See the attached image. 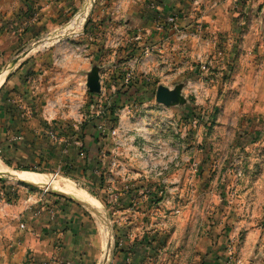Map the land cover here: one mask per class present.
I'll use <instances>...</instances> for the list:
<instances>
[{"label": "rangeland", "instance_id": "obj_1", "mask_svg": "<svg viewBox=\"0 0 264 264\" xmlns=\"http://www.w3.org/2000/svg\"><path fill=\"white\" fill-rule=\"evenodd\" d=\"M111 2L87 0L80 18L19 51L0 73L14 69L15 59L52 52L40 111L48 134H57L56 151L39 174L67 178L92 196L98 264L103 256L112 264L120 253L146 258L140 264H264V0L204 5L189 28L197 37L174 30L154 44L121 23V4ZM90 77L102 87L92 103ZM127 79L133 90L115 110L118 125L99 124L100 146L87 140L88 176L70 172L68 161L85 158L78 155L81 126L102 114L120 83L129 87ZM182 83L185 107L157 104L159 86ZM92 133L88 126L87 137ZM45 137L41 146L50 152ZM2 141L0 165L22 171L5 159ZM0 180V236L25 197L57 192Z\"/></svg>", "mask_w": 264, "mask_h": 264}, {"label": "crops", "instance_id": "obj_2", "mask_svg": "<svg viewBox=\"0 0 264 264\" xmlns=\"http://www.w3.org/2000/svg\"><path fill=\"white\" fill-rule=\"evenodd\" d=\"M118 3L124 12L121 23L143 33L154 44L158 40L163 43L174 32L157 31V25L169 16L176 17L177 31L187 36L190 24L198 20L195 13L202 6L215 5L218 8L226 5L232 8L243 4V0H112L110 4L116 6ZM86 4L87 0H0V73L19 51L43 36L63 29L75 15L85 10ZM51 53L42 54L32 62L26 59L19 62L0 87L2 154L13 167L36 165L39 157L47 155L48 147L41 146L40 142L43 134L48 135L47 116L40 111L45 102L40 96L49 87L46 77L54 62L47 63L46 60ZM49 142L50 149L56 147ZM42 195L44 200L34 207V211L26 210L25 197L23 209L8 217L13 223L11 230H5L0 236L5 237L0 240V264L100 263L97 221L91 211L54 194ZM107 238L105 235V255ZM138 247L135 245L136 250ZM104 258L102 264H106ZM144 259L138 254L128 256L120 253L112 264H140Z\"/></svg>", "mask_w": 264, "mask_h": 264}, {"label": "trees", "instance_id": "obj_3", "mask_svg": "<svg viewBox=\"0 0 264 264\" xmlns=\"http://www.w3.org/2000/svg\"><path fill=\"white\" fill-rule=\"evenodd\" d=\"M121 87H119L116 91V94L114 96H110V105H105L104 110L102 112V114L98 117H94L93 119H91L88 123L84 124L81 126L80 131H79V140H81L82 144H83V148H81L78 153V155L82 152H84L85 154V158L82 161H78L75 160L74 162L71 159V162L68 161V163H66V166H68V169L70 172L72 173H79L80 176H82V178L85 179L86 176H88L87 174H89V167L90 165L88 164V160L90 159L89 157V151H85L84 148H86L87 145V140L90 138L91 140H94L96 143H98V146H100V144H102V136L103 134L101 133L100 127H104V126H100L101 124L104 125H110L111 126V130H114V128L118 125V118L116 117L115 114V110L118 108V106H120V104H125L126 100H128V98H125V101H123L125 96H130V92H132L133 87H132V83L129 85V87H126L125 85H123V83ZM136 90V89H135ZM134 90V91H135ZM90 102L92 103L94 101L95 98H97V95H93L90 94ZM105 122V123H104ZM100 124V125H99ZM88 126H91L93 129V133L87 137V130H88ZM46 136V135H45ZM44 135L41 137V140L46 139ZM76 136V135H73ZM106 136L103 137V139ZM45 138V139H44ZM94 138V139H93ZM47 143H50L49 141L46 140ZM52 151H54V148L52 146ZM51 149L50 152H47V155H43L41 157H39V161L36 165H29L26 166L24 168H18V170H22V171H27V172H35V173H42L43 171H46L49 167L48 163H45V159L49 160V158H51V156L48 155H52L53 152L51 153ZM99 153H101V148L99 147L98 149ZM72 152V151H70ZM50 153V154H49ZM111 156L110 153H107V157ZM55 158H57L58 156L55 154L54 155ZM63 159V158H60ZM66 169V168H65ZM39 170H42L41 172ZM67 170V169H66ZM91 174V173H90ZM1 181V180H0ZM29 187L30 189H33V187L30 186H26ZM128 199H125V201ZM124 201V202H125Z\"/></svg>", "mask_w": 264, "mask_h": 264}, {"label": "bare ground", "instance_id": "obj_4", "mask_svg": "<svg viewBox=\"0 0 264 264\" xmlns=\"http://www.w3.org/2000/svg\"><path fill=\"white\" fill-rule=\"evenodd\" d=\"M8 72L9 70L0 75V87L4 83ZM0 175L7 176L8 178L10 177V179L28 184H33L36 186L46 185L48 188L53 187L54 189L65 195L71 196L85 204H88L93 208H96V204L93 198L67 178L57 177V179L51 178L45 180L44 177L40 174L27 171H10L2 165H0Z\"/></svg>", "mask_w": 264, "mask_h": 264}, {"label": "water", "instance_id": "obj_5", "mask_svg": "<svg viewBox=\"0 0 264 264\" xmlns=\"http://www.w3.org/2000/svg\"><path fill=\"white\" fill-rule=\"evenodd\" d=\"M22 59L23 58L15 59L12 63L13 67L16 66ZM87 86H88L89 91L92 94L99 95L102 92V87H101V83H100L99 78L90 77L88 80ZM185 87H186L185 83L178 84L173 89H169V88H166L164 86H159L157 88V91H156V102H157V104L165 106L167 108L185 107L188 103L187 99L185 98V96L183 94ZM19 182H21V181H19ZM21 183H24V182H21ZM24 184H28V183H24ZM28 185L33 186V187L34 186L37 187L36 185H33V184H28ZM53 194L60 196V197H63L65 199H68L69 201H72L78 205H81V206L87 208L89 211L97 214V212L95 210H93L89 205H86V204L82 203L81 201H79V200H77L71 196H68V195H65V194H62L59 192H54Z\"/></svg>", "mask_w": 264, "mask_h": 264}, {"label": "built area", "instance_id": "obj_6", "mask_svg": "<svg viewBox=\"0 0 264 264\" xmlns=\"http://www.w3.org/2000/svg\"><path fill=\"white\" fill-rule=\"evenodd\" d=\"M80 16H81V14H79L77 16V18H80ZM176 22H177V19L175 16H169L162 23L157 25V31L178 30ZM184 37H186V36H183L182 38H184ZM141 39H142V36H140V35H138V37L136 38L137 41L141 40ZM125 84L130 85L131 80H129V79L125 80ZM48 136H49L51 142L56 141L57 134L54 133V131L49 132ZM79 156L84 157V154L80 153ZM43 200H44V195L28 197L24 202L26 210L30 211V212L34 211V209H35L34 207L41 204L43 202ZM22 226H24V224Z\"/></svg>", "mask_w": 264, "mask_h": 264}]
</instances>
